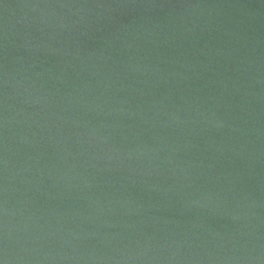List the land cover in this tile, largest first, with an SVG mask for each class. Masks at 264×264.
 Segmentation results:
<instances>
[{"label": "water", "instance_id": "95a60500", "mask_svg": "<svg viewBox=\"0 0 264 264\" xmlns=\"http://www.w3.org/2000/svg\"><path fill=\"white\" fill-rule=\"evenodd\" d=\"M0 264H264V0H0Z\"/></svg>", "mask_w": 264, "mask_h": 264}]
</instances>
